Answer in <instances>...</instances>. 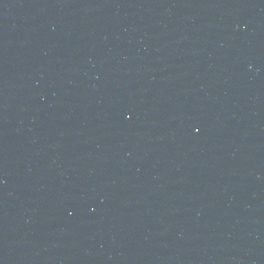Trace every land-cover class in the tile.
Masks as SVG:
<instances>
[{"label": "water", "instance_id": "1", "mask_svg": "<svg viewBox=\"0 0 264 264\" xmlns=\"http://www.w3.org/2000/svg\"><path fill=\"white\" fill-rule=\"evenodd\" d=\"M193 0H0V264H120Z\"/></svg>", "mask_w": 264, "mask_h": 264}]
</instances>
